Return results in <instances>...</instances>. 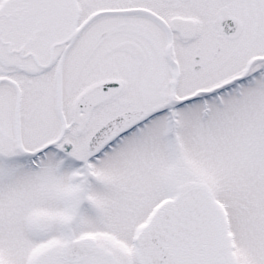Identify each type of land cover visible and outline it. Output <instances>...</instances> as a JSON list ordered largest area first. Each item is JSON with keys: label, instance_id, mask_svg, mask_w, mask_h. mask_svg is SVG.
<instances>
[{"label": "snow or ice", "instance_id": "snow-or-ice-1", "mask_svg": "<svg viewBox=\"0 0 264 264\" xmlns=\"http://www.w3.org/2000/svg\"><path fill=\"white\" fill-rule=\"evenodd\" d=\"M0 264H264V0H0Z\"/></svg>", "mask_w": 264, "mask_h": 264}]
</instances>
